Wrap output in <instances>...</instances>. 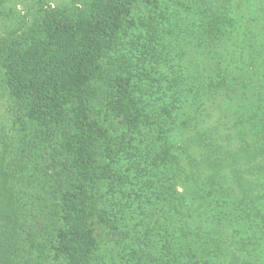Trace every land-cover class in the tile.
Returning a JSON list of instances; mask_svg holds the SVG:
<instances>
[{"label":"trees","instance_id":"16d2710c","mask_svg":"<svg viewBox=\"0 0 264 264\" xmlns=\"http://www.w3.org/2000/svg\"><path fill=\"white\" fill-rule=\"evenodd\" d=\"M12 1L0 0V9ZM227 1H158L150 15L138 18L141 30L129 50L122 41L123 20L140 0H67L58 8L36 0L35 20L27 25L20 19L0 36V92L9 95L10 123L9 129L0 128V264H31L34 254L47 248L52 231L66 264H84L94 244L95 220L106 222L109 213H135L143 223L155 211L163 215L161 207L166 219H176V230L159 223L156 234V229L145 230L146 223L140 226L143 234L136 242L152 246L151 254L159 256L145 263L201 264L196 255H223L219 239L229 238L206 228L205 215L194 208L199 200L192 204L213 194L233 198L242 219L264 229V128L256 140L231 146L216 127H203L205 106L232 92L224 82L223 88H204L200 94L211 45L229 37L218 23L222 12L217 13L219 3ZM189 6L197 10L192 13ZM171 54L177 59L175 70L163 88L157 93L148 86L141 89L138 76L127 67L132 58L165 61ZM213 56L220 57L217 52ZM184 59H191L189 70ZM72 70L74 76L62 78V72ZM158 101L162 109H152ZM113 103L140 136L108 135L101 115ZM184 107L189 113L183 119L169 114ZM160 110L168 112L160 115ZM259 114L264 117V103ZM16 127L25 130V143L11 148ZM144 128L151 132V143L140 133ZM172 130L190 135L177 144ZM64 138L76 147L62 166L58 151ZM39 149H50V160L42 162ZM182 161L194 172L213 174L215 187L187 182ZM135 178L143 197L122 189ZM177 181L182 193L174 188ZM64 220L66 229H59ZM230 238L232 249L251 264L257 244Z\"/></svg>","mask_w":264,"mask_h":264},{"label":"rangeland","instance_id":"374dc122","mask_svg":"<svg viewBox=\"0 0 264 264\" xmlns=\"http://www.w3.org/2000/svg\"><path fill=\"white\" fill-rule=\"evenodd\" d=\"M41 1L50 7L56 8L67 5V0ZM158 1L165 0H140L138 4L131 7L129 13L124 17L122 41H124V45H128V50L137 42V33L141 30L136 24L138 18H146L150 15L153 5L158 3ZM176 4L169 3V6L176 7L182 11V7L180 5L176 6ZM219 4L221 9H218L217 13L221 11L223 18L218 23L221 28H224V32L229 37L224 43L211 45V52L208 54L207 61L204 64L202 61L204 85L200 89V94L204 88H223L224 82H227L226 86L231 88L232 92L219 99L216 103L212 102L205 106L207 110L204 112L207 116L203 127L207 130L216 127L222 133V138L233 146L232 144H236L243 139L256 140L264 128V117L259 114L260 106L264 103V0H228ZM35 6L36 0H13L5 4L0 9V36L16 26L20 19L21 21L24 20L27 25L31 24L35 20V17L33 18V15L36 14ZM200 6L202 5L200 4ZM188 9L192 13L197 10L194 6H189ZM208 10L209 7L204 9L206 13ZM131 43L132 45H130ZM78 48L80 53L85 51L81 43ZM215 50L220 55L217 60L213 56L216 53H213ZM172 58L173 54L167 55L165 61L154 60L153 58L144 59V57L137 55V57L132 58L127 67L132 71L133 75L138 76V84L141 89L144 86H148L149 90L157 93L163 88L165 77L175 70L177 59ZM190 60L184 59L187 70L192 66ZM67 73L64 75L62 72V78L67 79L74 76L73 70ZM8 97V92H0V128L5 130L10 128L6 112L9 102ZM159 104L160 101L156 102L151 108H160L158 107ZM71 109L73 108L67 107L70 112L72 111ZM159 112L160 115H163L168 111L160 110ZM188 113V107L169 110V114L173 117L178 116L179 119L185 118ZM101 123L104 124L108 135L112 138L121 136L123 133H126V135L132 134L136 138L140 136L137 134L138 131L135 130V127L124 122L114 103L102 111ZM169 130L170 127L166 130L167 134ZM22 131L25 130L20 127H16L15 131H13L11 148H17L19 144L25 143ZM140 133L150 143L152 142L151 132L148 128L142 129ZM170 134L171 140L177 144L183 142L190 135L189 132L176 130H172ZM71 141L68 143L64 138L66 144L61 145L59 143L60 150L58 154H61L60 163L62 166L68 163L67 158H69L70 148L75 150V142ZM40 151L37 154L43 155L42 162H45V159L50 160V149L47 151L41 149ZM31 157H34V153ZM182 165L187 175V182L191 185H197L200 188L211 182L207 188L215 187L216 177L213 174L210 172H194V170L192 171L187 167L184 161H182ZM118 174L119 170L117 169L116 175ZM127 182L130 186L126 183L125 187H122L126 193L138 191L140 197H143V188H141V184L138 183L136 178ZM180 184L181 182L177 181L174 188L182 193ZM189 190L191 192L194 191L191 188ZM220 190L224 192V187ZM160 192L162 193V190ZM229 193H233V191ZM120 199L123 200L122 198ZM195 202L197 203L194 208L205 215L202 216L204 219L203 225L209 228L210 231L214 230L229 237L219 239L223 242V255L216 256L212 251H209L206 255H201L202 257L196 255L199 257L201 264H248L244 253L240 252V254H237L232 249L233 246L230 245L232 238L230 237L254 241L257 247L252 254L250 262L251 264H264V229L259 225L246 223L240 216L237 203L233 198L221 199L220 194H213L206 199L197 197L192 204ZM156 204L162 205L161 203ZM161 208L162 210L159 212L163 215L160 216L158 211L157 213L155 211V214L148 219L146 218L143 223L142 215L135 213H117V217L109 213L106 222L95 220L92 226L94 244L88 260L84 264H146V260H152L153 262L159 256L156 257L151 254L154 253L152 246L147 245V243L138 244L135 238L142 236L143 231L140 226L145 223V230L154 232L156 229V234L159 223L167 225L168 227L166 228H171L173 231L176 230L172 221L174 219H166L164 215L165 208ZM62 216L65 217L66 215L62 214ZM58 228L65 230L66 221L64 220L63 223L58 225ZM138 245H142L140 250ZM59 246L60 242L57 238V232L52 231L47 248L37 251L32 257L31 264H66Z\"/></svg>","mask_w":264,"mask_h":264}]
</instances>
